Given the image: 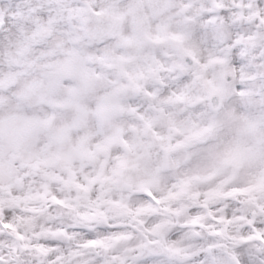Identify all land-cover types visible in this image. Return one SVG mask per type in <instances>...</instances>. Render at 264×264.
I'll use <instances>...</instances> for the list:
<instances>
[{"label": "clouds", "instance_id": "9594fccd", "mask_svg": "<svg viewBox=\"0 0 264 264\" xmlns=\"http://www.w3.org/2000/svg\"><path fill=\"white\" fill-rule=\"evenodd\" d=\"M0 264H264V0H0Z\"/></svg>", "mask_w": 264, "mask_h": 264}]
</instances>
